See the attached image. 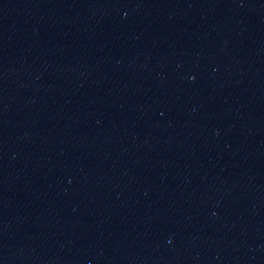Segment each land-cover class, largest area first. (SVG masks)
<instances>
[{"label": "water", "instance_id": "95a60500", "mask_svg": "<svg viewBox=\"0 0 264 264\" xmlns=\"http://www.w3.org/2000/svg\"><path fill=\"white\" fill-rule=\"evenodd\" d=\"M0 264H264V0H0Z\"/></svg>", "mask_w": 264, "mask_h": 264}]
</instances>
